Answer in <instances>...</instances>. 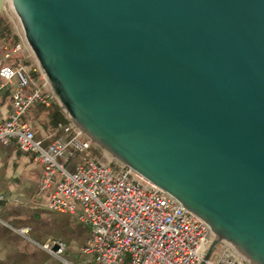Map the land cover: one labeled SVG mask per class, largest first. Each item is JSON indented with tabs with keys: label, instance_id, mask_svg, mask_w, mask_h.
<instances>
[{
	"label": "water",
	"instance_id": "obj_1",
	"mask_svg": "<svg viewBox=\"0 0 264 264\" xmlns=\"http://www.w3.org/2000/svg\"><path fill=\"white\" fill-rule=\"evenodd\" d=\"M70 122L264 264V0H0Z\"/></svg>",
	"mask_w": 264,
	"mask_h": 264
},
{
	"label": "built area",
	"instance_id": "obj_2",
	"mask_svg": "<svg viewBox=\"0 0 264 264\" xmlns=\"http://www.w3.org/2000/svg\"><path fill=\"white\" fill-rule=\"evenodd\" d=\"M36 73L23 60L0 65V79L13 86L12 110L7 120H0V145L15 142L21 151L34 155L43 169L40 189L51 193L48 208L77 216L87 227L84 255H94L99 264H246L222 242L215 247L217 253L214 248L209 254L215 241L211 228L123 163L95 162L85 156L82 165L69 171L75 153L97 144L68 118L58 126L66 137L48 145L36 138L25 116L36 104L51 107L55 101ZM41 248L59 256L66 245L52 240Z\"/></svg>",
	"mask_w": 264,
	"mask_h": 264
},
{
	"label": "crops",
	"instance_id": "obj_3",
	"mask_svg": "<svg viewBox=\"0 0 264 264\" xmlns=\"http://www.w3.org/2000/svg\"><path fill=\"white\" fill-rule=\"evenodd\" d=\"M1 17L4 28L0 30V65L10 64L5 63L9 49L16 53L21 48L20 35L5 9ZM12 105L13 86L0 79V120H7ZM40 105L33 106L24 118L36 138L48 145L58 137H66L58 126L67 122L54 123L52 106L43 109ZM84 158L83 153H75L68 170L74 171L84 163ZM42 177L43 169L32 153L21 151L15 142L0 145V264H79L94 256L81 252L89 231L77 216L48 208L51 193L41 191ZM24 228L28 229L25 235L19 232ZM52 240L66 245L63 254L53 256L41 248Z\"/></svg>",
	"mask_w": 264,
	"mask_h": 264
},
{
	"label": "rangeland",
	"instance_id": "obj_4",
	"mask_svg": "<svg viewBox=\"0 0 264 264\" xmlns=\"http://www.w3.org/2000/svg\"><path fill=\"white\" fill-rule=\"evenodd\" d=\"M20 43H21V48H20L19 51L16 52L17 54L16 53H12V51L10 49H9V51H7V53H9L11 55V57L9 59L6 58L5 63L13 64L18 59H22L24 65H25V62H28L27 67H32V69L36 70L35 66H34V64L32 62V59H31V57H30V55H29V53H28V51H27V49H26V47H25V45H24V43H23V41L21 39V37H20ZM36 72H37L36 73V75H37L38 71L36 70ZM46 88L50 92L47 84H46ZM83 155L94 159L95 162H102V163H106V164H109L111 161H114V162L118 161L109 152L105 151L99 145L93 146L90 150L84 152ZM118 162H120V161H118ZM215 253H217V248L214 249V254ZM79 264H98V262H97L96 257L92 256V257H86L85 260L83 262L81 261Z\"/></svg>",
	"mask_w": 264,
	"mask_h": 264
},
{
	"label": "trees",
	"instance_id": "obj_5",
	"mask_svg": "<svg viewBox=\"0 0 264 264\" xmlns=\"http://www.w3.org/2000/svg\"><path fill=\"white\" fill-rule=\"evenodd\" d=\"M4 19L0 16V30L2 28H4ZM25 65H28V62H25ZM39 107L46 109V107L40 105ZM40 108V109H41ZM51 111V117L54 121V123H59V122H68V120L66 119V113L64 115H62L63 112V107H60L57 104H53V106L50 109Z\"/></svg>",
	"mask_w": 264,
	"mask_h": 264
}]
</instances>
